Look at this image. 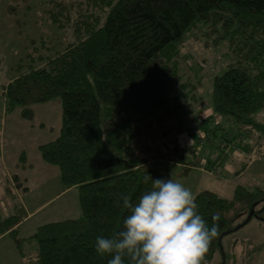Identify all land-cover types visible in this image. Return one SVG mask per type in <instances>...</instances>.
Wrapping results in <instances>:
<instances>
[{
  "label": "trees",
  "instance_id": "16d2710c",
  "mask_svg": "<svg viewBox=\"0 0 264 264\" xmlns=\"http://www.w3.org/2000/svg\"><path fill=\"white\" fill-rule=\"evenodd\" d=\"M41 4L56 33L50 39L39 37L42 53L32 40L24 54L29 62L22 64L20 57L11 66L15 73L2 87L3 109L7 113L20 108V115L30 119L33 104L60 99L59 133L37 148L46 163L57 166L63 187L75 188L79 214L40 225L21 238L19 217L0 213V234L8 232L17 247L22 240L35 242L36 253L27 264H107L110 257H100L94 250L95 238L110 236L121 227L126 214L118 203L121 195L138 200L152 186L146 176L165 178L180 166L178 175L183 177L194 167L183 155L167 156L170 150L165 154L168 140L184 129L186 119L202 133L196 142L223 131V119L238 123L241 130L227 140L228 149L241 137H251L253 130L264 129L253 118L264 108V0H41ZM199 25L206 27L202 34L206 47L226 41L229 56L226 68L212 76L211 113L201 120L195 107L203 97L180 72L178 48ZM161 141L163 146L158 145ZM219 164L216 160L204 169L214 173ZM25 165L16 162L15 168ZM5 182L4 192L12 199L16 189L27 191L17 173ZM195 196L209 225L219 218L218 235L201 264H213L217 254L222 260L218 264H226L219 239L237 229V219L245 214L243 222L254 203L253 216L258 215L264 191L237 185L230 198L210 190Z\"/></svg>",
  "mask_w": 264,
  "mask_h": 264
},
{
  "label": "rangeland",
  "instance_id": "374dc122",
  "mask_svg": "<svg viewBox=\"0 0 264 264\" xmlns=\"http://www.w3.org/2000/svg\"><path fill=\"white\" fill-rule=\"evenodd\" d=\"M42 9L41 0H0V192L8 174L14 171V163H26L27 167L31 164L30 169L22 172L30 180V200L34 196L40 197L44 191L46 194L55 193L61 183L57 166L46 163L37 148L39 144L49 142L58 135L61 102L59 98H53L33 104V117L26 119L20 115V108L4 113L2 87L15 73L11 66L15 67L20 57H23L22 64L29 62L24 54L26 48H31V41L36 42V48H40L42 53L39 37L50 39L56 33ZM204 31L205 26H197L185 35L178 46L179 70L197 86V94L203 97L202 103H197L195 107L199 111L196 118L200 119L205 117L210 103L212 76L221 73L229 62L227 42L206 47L208 43L204 42L202 36ZM253 118L264 126V108L257 111ZM184 123V129L168 140L169 148L164 150L166 155L170 150L167 156L183 155L184 160L192 162L194 167L181 177L178 175L181 167L174 166L165 178L174 177L194 194L210 190L230 198L237 185L260 187L264 191V129L253 130L251 137H241V142L237 140L228 149L225 146L227 140L241 130L238 123L223 119L221 123L225 133L218 130L217 134L211 133L207 140L196 143V137L202 133L194 127V122L186 119ZM158 145L163 146V141ZM215 159L219 160V170L214 173L204 170ZM20 171L19 168L14 172ZM13 199L17 200V197ZM59 201L60 196L51 200L41 213L53 211ZM1 203L3 197L0 193V206ZM258 209L257 216L251 217L247 223L221 239V247L227 256L226 264H264V201L259 203ZM244 218L245 214L237 222L241 223ZM220 261L221 256L217 254L213 264Z\"/></svg>",
  "mask_w": 264,
  "mask_h": 264
},
{
  "label": "clouds",
  "instance_id": "9594fccd",
  "mask_svg": "<svg viewBox=\"0 0 264 264\" xmlns=\"http://www.w3.org/2000/svg\"><path fill=\"white\" fill-rule=\"evenodd\" d=\"M152 186L138 200L122 194L126 214L110 236H97L94 250L107 264H201L218 235L200 214L192 190L174 177H145Z\"/></svg>",
  "mask_w": 264,
  "mask_h": 264
},
{
  "label": "crops",
  "instance_id": "0c3cea01",
  "mask_svg": "<svg viewBox=\"0 0 264 264\" xmlns=\"http://www.w3.org/2000/svg\"><path fill=\"white\" fill-rule=\"evenodd\" d=\"M12 77L13 76L9 77V79ZM207 107L208 110L205 116L211 113V107ZM199 131L200 130L198 129V132ZM15 165L16 163H14V171L19 170L15 168ZM28 165V167L25 165V167L23 166L22 168H20V172L13 171L12 173L8 174L9 176H7L10 177L11 174L17 173L20 176L22 184L27 187V191L19 192L16 189L17 200L12 199L5 194L3 184L1 185L0 192L1 196L3 197V203H1L0 206V213L4 216L13 214L19 217V221L16 226L19 233L18 237L21 238H27L28 236H30L40 225L52 221L75 218L79 214L78 196L75 188L72 187L69 189H65L62 183H60V186L55 191V193L51 194L48 192L46 194V191H44L40 195V197L34 196L33 200H30V180L26 175H22V172H25L27 171V169H30L32 167L31 164ZM58 196L61 197V201H59V204L55 206L53 211L50 212L48 210L41 213V210L51 200L57 199ZM35 253V242L22 240L17 247L15 241L13 240V237L8 232L0 234V264H27L28 260H30V258H32Z\"/></svg>",
  "mask_w": 264,
  "mask_h": 264
},
{
  "label": "water",
  "instance_id": "95a60500",
  "mask_svg": "<svg viewBox=\"0 0 264 264\" xmlns=\"http://www.w3.org/2000/svg\"><path fill=\"white\" fill-rule=\"evenodd\" d=\"M255 205H256V203H254L253 206L251 207L249 214L246 216V219L242 223H240V224L237 225V228L241 227L242 224H245L246 222H248L250 220V218L254 214V206ZM228 232H227V234H228ZM224 234H226V232ZM220 240H221V238L219 239V244H220Z\"/></svg>",
  "mask_w": 264,
  "mask_h": 264
}]
</instances>
